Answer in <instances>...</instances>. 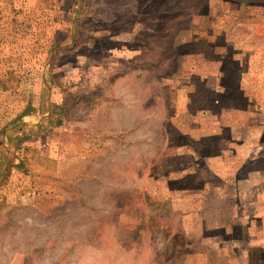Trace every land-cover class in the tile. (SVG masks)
<instances>
[{
    "label": "rangeland",
    "instance_id": "rangeland-1",
    "mask_svg": "<svg viewBox=\"0 0 264 264\" xmlns=\"http://www.w3.org/2000/svg\"><path fill=\"white\" fill-rule=\"evenodd\" d=\"M0 111L42 142L0 264H264V0H0Z\"/></svg>",
    "mask_w": 264,
    "mask_h": 264
},
{
    "label": "crops",
    "instance_id": "crops-1",
    "mask_svg": "<svg viewBox=\"0 0 264 264\" xmlns=\"http://www.w3.org/2000/svg\"><path fill=\"white\" fill-rule=\"evenodd\" d=\"M20 83V82H18ZM2 116L7 118L5 123H2L0 127V181L6 179V175H8V181L10 185V181L12 183V189L16 187V183H19L21 186L16 187L14 189L15 193L18 196H25L27 194L37 195L39 194L38 191H35L32 186L30 175L23 176L22 173L33 172V175L36 174V171L40 174L42 168L37 166L36 169V162L39 163V160H36L34 157L29 159L27 158V151L32 149V152L35 153L36 149L40 151L41 148V135L39 133L41 122L38 120L33 121V117L36 116L37 111H0ZM48 113V111H46ZM13 115H12V114ZM58 113V111H55ZM46 114V113H44ZM10 116H17L13 117V121L11 122ZM19 118V119H18ZM21 120V121H20ZM32 120V121H29ZM32 129V135L25 140L24 134H21L22 130H29ZM38 132V133H36ZM37 134V135H36ZM59 154V152L57 153ZM33 165V171H31L30 164ZM27 169L30 171L28 172ZM17 171V172H16ZM264 170L260 171L259 169L254 172L248 174L244 178V183L241 186H237V191H234V196L237 200L241 202V211L245 212L243 214V225H245L244 221L247 222L250 219L256 220L258 226L261 228V235L257 236L256 238H252L248 240L249 246H258L264 248ZM11 173V174H10ZM24 173V174H25ZM30 180V181H29ZM6 181V180H5ZM257 181V184L255 183ZM261 182V186L260 185ZM24 186H28L29 190L25 191ZM4 187V188H2ZM7 185H0V193L6 194L7 193ZM18 190H23L22 192ZM230 190H225V193H220L215 195L217 197L220 196H229ZM9 193V191H8ZM8 208L7 210H9Z\"/></svg>",
    "mask_w": 264,
    "mask_h": 264
},
{
    "label": "trees",
    "instance_id": "trees-1",
    "mask_svg": "<svg viewBox=\"0 0 264 264\" xmlns=\"http://www.w3.org/2000/svg\"><path fill=\"white\" fill-rule=\"evenodd\" d=\"M258 250L264 253V248L258 247Z\"/></svg>",
    "mask_w": 264,
    "mask_h": 264
}]
</instances>
